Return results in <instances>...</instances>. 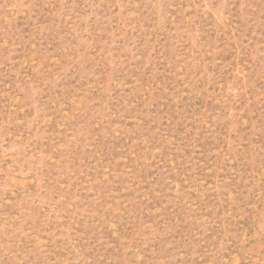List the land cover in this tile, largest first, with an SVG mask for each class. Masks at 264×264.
Returning a JSON list of instances; mask_svg holds the SVG:
<instances>
[{
    "label": "rangeland",
    "instance_id": "1",
    "mask_svg": "<svg viewBox=\"0 0 264 264\" xmlns=\"http://www.w3.org/2000/svg\"><path fill=\"white\" fill-rule=\"evenodd\" d=\"M0 264H264V0H0Z\"/></svg>",
    "mask_w": 264,
    "mask_h": 264
}]
</instances>
